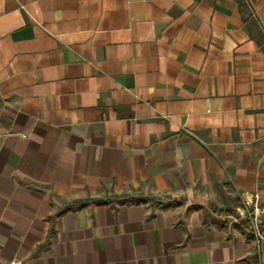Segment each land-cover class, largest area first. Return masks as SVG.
<instances>
[{
	"label": "crops",
	"instance_id": "obj_1",
	"mask_svg": "<svg viewBox=\"0 0 264 264\" xmlns=\"http://www.w3.org/2000/svg\"><path fill=\"white\" fill-rule=\"evenodd\" d=\"M259 179L264 0H0V264H264Z\"/></svg>",
	"mask_w": 264,
	"mask_h": 264
},
{
	"label": "rangeland",
	"instance_id": "obj_2",
	"mask_svg": "<svg viewBox=\"0 0 264 264\" xmlns=\"http://www.w3.org/2000/svg\"><path fill=\"white\" fill-rule=\"evenodd\" d=\"M260 183L264 184V179L258 180ZM264 187V186H262ZM260 196V192L258 190H253ZM210 215L211 218L216 221L218 224L225 225L226 227H230L236 225L240 222V219L237 218L236 208L241 205L242 199L244 195L242 191L235 186V184L230 180H219L216 181L210 187ZM152 192H149L143 187H130L120 192H107L104 195V198L109 201H128V200H141V201H151L155 203L156 201L152 197ZM166 196H161L159 199L163 200ZM98 199V198H97ZM260 208L264 209V202L260 204ZM229 211V214H227ZM209 215V216H210Z\"/></svg>",
	"mask_w": 264,
	"mask_h": 264
},
{
	"label": "built area",
	"instance_id": "obj_3",
	"mask_svg": "<svg viewBox=\"0 0 264 264\" xmlns=\"http://www.w3.org/2000/svg\"><path fill=\"white\" fill-rule=\"evenodd\" d=\"M237 218L247 220L253 234L259 239L264 238V229H262L264 226V209L260 208L257 193L251 192L242 199L241 205L237 209Z\"/></svg>",
	"mask_w": 264,
	"mask_h": 264
},
{
	"label": "trees",
	"instance_id": "obj_4",
	"mask_svg": "<svg viewBox=\"0 0 264 264\" xmlns=\"http://www.w3.org/2000/svg\"><path fill=\"white\" fill-rule=\"evenodd\" d=\"M238 224H239L242 228H244V229H250L247 220H240V222H239Z\"/></svg>",
	"mask_w": 264,
	"mask_h": 264
}]
</instances>
